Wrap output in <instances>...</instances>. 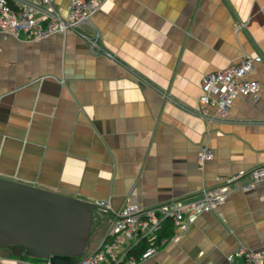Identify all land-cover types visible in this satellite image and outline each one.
Segmentation results:
<instances>
[{
    "label": "crops",
    "instance_id": "0c3cea01",
    "mask_svg": "<svg viewBox=\"0 0 264 264\" xmlns=\"http://www.w3.org/2000/svg\"><path fill=\"white\" fill-rule=\"evenodd\" d=\"M56 1L67 15L69 0ZM87 29L99 49L74 32L0 35V177L95 203L91 251L124 204L197 198L264 164V61L250 73L257 95L237 97L227 118L200 113L204 75L264 55V0H106ZM206 144L214 157L201 167ZM186 224L136 264L264 256V183ZM24 259L0 249V264Z\"/></svg>",
    "mask_w": 264,
    "mask_h": 264
},
{
    "label": "built area",
    "instance_id": "2783aa9c",
    "mask_svg": "<svg viewBox=\"0 0 264 264\" xmlns=\"http://www.w3.org/2000/svg\"><path fill=\"white\" fill-rule=\"evenodd\" d=\"M106 0H69L67 15H63L56 0H0V35L27 41H41L52 35L74 32L88 41L92 49L100 48V33H91L87 27L92 16ZM110 57L113 55L108 53ZM264 61V55H247L224 69L207 73L201 80L200 113L207 115V107L215 106L219 118H227L235 99L239 96L257 95L259 80L250 76L255 65ZM214 157L209 145H203L198 162L204 167ZM264 183V164L247 173L227 175L218 185L206 188L199 197L175 201L170 205L145 207L128 202L116 212L104 239L98 248L77 257L73 264H136L135 251L145 242L146 250L139 254L141 260L155 255L159 250V235L167 222L174 228L185 229L186 221L202 213L211 212L226 202L236 190H249ZM101 206L109 202L102 200ZM174 237V236H173ZM167 239L161 240L165 243ZM264 264V256L248 248L237 249L230 263ZM23 264H51L36 258H25Z\"/></svg>",
    "mask_w": 264,
    "mask_h": 264
},
{
    "label": "water",
    "instance_id": "95a60500",
    "mask_svg": "<svg viewBox=\"0 0 264 264\" xmlns=\"http://www.w3.org/2000/svg\"><path fill=\"white\" fill-rule=\"evenodd\" d=\"M93 202L0 177V249L73 264L89 243Z\"/></svg>",
    "mask_w": 264,
    "mask_h": 264
},
{
    "label": "trees",
    "instance_id": "16d2710c",
    "mask_svg": "<svg viewBox=\"0 0 264 264\" xmlns=\"http://www.w3.org/2000/svg\"><path fill=\"white\" fill-rule=\"evenodd\" d=\"M173 236H174V225L171 222H167L165 224L163 230L161 231L160 235H159V240H157V243L159 244V248L164 246L167 241H169L170 239L173 238ZM163 239H167V241L165 243H161V240H163ZM148 245H149V243L145 242L140 248H138L135 251V254L137 255L136 259L138 262L141 261L139 254H141L143 251H145ZM23 257H25V256H23Z\"/></svg>",
    "mask_w": 264,
    "mask_h": 264
},
{
    "label": "rangeland",
    "instance_id": "374dc122",
    "mask_svg": "<svg viewBox=\"0 0 264 264\" xmlns=\"http://www.w3.org/2000/svg\"><path fill=\"white\" fill-rule=\"evenodd\" d=\"M91 245H92V240L89 239V243H88V246L86 248V253L91 251ZM23 258H32V257L26 256V257H23Z\"/></svg>",
    "mask_w": 264,
    "mask_h": 264
}]
</instances>
